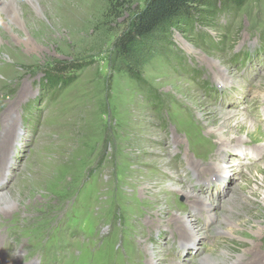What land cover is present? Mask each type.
I'll use <instances>...</instances> for the list:
<instances>
[{
  "label": "rangeland",
  "instance_id": "rangeland-1",
  "mask_svg": "<svg viewBox=\"0 0 264 264\" xmlns=\"http://www.w3.org/2000/svg\"><path fill=\"white\" fill-rule=\"evenodd\" d=\"M3 3L24 26L0 13V264H264V0L133 62L116 41L144 0ZM60 63L83 69L48 100ZM227 114L253 132L218 141Z\"/></svg>",
  "mask_w": 264,
  "mask_h": 264
},
{
  "label": "trees",
  "instance_id": "trees-1",
  "mask_svg": "<svg viewBox=\"0 0 264 264\" xmlns=\"http://www.w3.org/2000/svg\"><path fill=\"white\" fill-rule=\"evenodd\" d=\"M111 3H122L127 0H109ZM250 0H144V8L136 13L131 26L116 41L118 56L127 62H133L135 55L142 45H146L160 32H168L173 27L191 23L200 19L201 8L216 7L233 18L241 11ZM78 64H56L43 72V77L38 83L39 90L48 93L47 99L51 100L73 85L78 73L82 70ZM135 80L144 84L142 74L130 70Z\"/></svg>",
  "mask_w": 264,
  "mask_h": 264
},
{
  "label": "bare ground",
  "instance_id": "bare-ground-1",
  "mask_svg": "<svg viewBox=\"0 0 264 264\" xmlns=\"http://www.w3.org/2000/svg\"><path fill=\"white\" fill-rule=\"evenodd\" d=\"M34 1V4L35 7H38V3H37V0H32V2ZM4 3H3V0L0 2V13H5L7 18L15 25L17 26L18 28H22L24 26V20L20 17V11L17 9L16 6L12 7L11 10L6 13L5 12V9H4ZM234 115H231V114H227V116L224 117V122L223 124L221 125V129H222V132L220 134V137H221V140H218V141H224L225 138H229L230 136H233V134H239L242 132V130H245L246 127H249V134L252 133L253 131H251V126L248 125V122H246L245 120L243 121H240V119H235V123L233 124L231 121V119L234 118ZM255 130L254 132L255 133H260L259 131L256 130L255 127H253ZM245 133V132H244ZM211 134V133H210ZM209 134V135H210ZM261 134V133H260ZM248 135V134H247ZM240 137V136H239ZM251 137V136H250ZM178 141V140H177ZM223 145V143H222ZM248 148V147H247ZM222 149V148H220ZM192 161V160H191ZM219 162H221V164H226V161L225 160H220ZM236 163V162H235ZM216 164V163H215ZM190 166H191V162H190ZM220 166V165H219ZM195 168V167H194ZM238 170V169H237ZM201 175V174H200ZM190 194V196H193L191 194L190 191H188L186 193V195L188 196ZM194 197V196H193ZM202 199L198 200L200 201L201 203L204 204L203 208L205 210H207V212L209 211L210 207L208 206L207 204V200L205 199V197H201ZM13 205V204H12ZM185 225H186V228L188 230V233L190 236L192 237H197V236H200L202 235L201 234V231L204 229L202 226L198 225V223H191L190 221H187L185 222ZM11 250V249H10ZM206 262L209 264L210 263V258L209 257H206ZM150 264H157L156 263V260L153 259L151 261Z\"/></svg>",
  "mask_w": 264,
  "mask_h": 264
}]
</instances>
